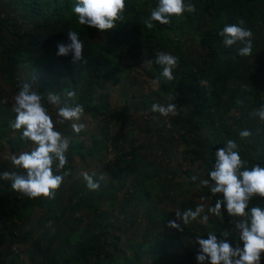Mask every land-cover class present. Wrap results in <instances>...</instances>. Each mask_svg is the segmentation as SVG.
<instances>
[{
    "label": "trees",
    "instance_id": "obj_1",
    "mask_svg": "<svg viewBox=\"0 0 264 264\" xmlns=\"http://www.w3.org/2000/svg\"><path fill=\"white\" fill-rule=\"evenodd\" d=\"M190 2L197 9L195 13L173 16L168 25L153 21V27L148 29L145 21L158 0H125L123 20L117 21L114 29L103 31L106 38L99 41L95 38L99 30L78 23V17L72 11L76 0H0V78L14 95L19 91L17 86L24 82L31 83L45 97L49 93L58 94L61 101L67 99L68 91H73L76 102L84 106V114L95 119L104 115V105L102 99L97 98V91L104 83L122 75V53L130 46L140 47L149 62L155 60L158 50L167 52L165 45H168L174 50L170 52L178 57V66L173 70L175 78L157 84L158 91L167 99L170 93L176 94L170 102L177 108L189 110L186 115L178 110L171 118L170 127L175 134L170 136L168 145L172 146L176 140L184 145L183 161L199 163L198 168L206 179L214 164L216 149L223 147L227 140L238 144L239 154L247 162V167L254 164L264 167V121L252 115L264 105V0ZM241 19L245 21L244 27L253 33V51L248 57L237 54L239 45L225 47L223 38L218 35L224 26ZM69 29L77 31L84 41L86 63H72L71 54L56 55L57 44L67 42ZM193 38H196L194 49ZM149 64L145 75L154 82L162 69L155 63ZM57 85L59 91L53 92ZM127 112L128 105L125 104L115 115L119 121L127 122L126 127L130 126ZM0 113L1 139L8 124L3 120L5 112ZM119 121L116 127L121 126ZM123 130L120 127V132ZM241 130H248L251 135L241 139ZM79 134L65 133L71 141L68 162L58 174L63 171L71 174L64 178L54 199L29 198L13 191L11 181L0 179L5 196L13 203L9 212L0 207V245L23 243L32 231L29 229L22 235L20 226L15 223L7 226V220L29 221L35 209L46 208L48 211L40 221L54 222L58 230L51 243L56 240L58 246L54 250L51 246L40 247L38 252L30 249L27 264H137L148 253L155 255L165 251V245L172 240L166 232L147 244L131 243L133 252L127 260L118 259L108 251V229H119L129 217L119 219L120 215L101 213L103 196L116 191L89 190L84 180L69 182L76 171L74 156L85 161L95 152L90 149L85 154L78 153L84 146V142L76 139ZM139 161L136 158L127 162L130 172L135 173L133 167ZM156 178H138L137 186L151 184ZM63 190L68 193L67 207L58 197ZM197 190L208 207L214 206L216 199L221 198L220 194L212 196L207 187ZM78 198L82 202L74 206L72 202ZM252 206H264V198L254 197L249 203V207ZM120 212L123 213L124 209ZM212 215L213 220L204 226L202 238H207L210 231L219 236L223 230H228V239L233 244L239 242V233L231 223L233 218L223 211L219 217ZM90 226L97 231L82 236V230ZM196 254L197 249H183L177 259L169 258V255L171 262L159 264H197ZM3 258H8V264H15L18 254L0 252V259Z\"/></svg>",
    "mask_w": 264,
    "mask_h": 264
},
{
    "label": "rangeland",
    "instance_id": "obj_2",
    "mask_svg": "<svg viewBox=\"0 0 264 264\" xmlns=\"http://www.w3.org/2000/svg\"><path fill=\"white\" fill-rule=\"evenodd\" d=\"M95 38L102 41L106 38V34L98 31ZM195 42L196 38H193V49ZM165 47H167V53L173 55L171 52L174 50L168 45ZM158 52L161 51L158 50ZM121 66L124 70L122 75L116 79L113 78L111 82L104 83L97 91L96 96L102 99L104 105V115L93 119L84 114L81 118V123L85 124V130L80 132L81 134L76 136V139L84 142V146L78 153L85 154L90 149L95 152L85 161L74 156L73 165L76 171L69 182L84 180L79 175L80 172H96V179L100 185L98 191H116L103 196L100 208L101 213L107 216L117 214L120 215L119 219L129 217L128 222L119 226V229H108V251H112L114 257L127 260L133 252L131 243L144 242L147 244L161 233L166 232L171 235L172 240L165 245V251L155 255L148 253L137 264L171 262L172 260L168 259L169 255V258L177 259L183 249H198L197 237H203L204 226L208 221L213 220L212 213L207 211L208 206L197 190L199 180L192 182L189 179L193 175H198L200 179H206V177L198 168L199 163H191L190 160L183 161L181 153L185 148L184 145L179 144L178 140L172 146L168 145L170 136L175 134L170 127L173 115L162 117L150 111L153 103H165L168 99L159 93L157 84L146 77L145 71L149 69L150 64L142 49L130 46L122 53ZM58 91L59 85L53 89V92ZM14 97L10 88L4 85L0 78V112H5L3 120L8 124L0 139V174L5 171L22 172V169L12 165L10 156L13 153L18 155L20 152L30 151L34 147L31 141L22 139V129L16 130L11 127V122L15 119V113L12 111ZM125 104L128 105L126 113L130 122L128 127L125 126L127 125L125 120L119 121V118L115 116ZM46 105L53 119L56 120L55 106L48 105L47 102ZM178 110L185 115L189 111L188 108H177ZM153 116L157 119L154 120ZM117 121L121 123L120 127L124 129L123 132H120V127H116ZM57 129L64 135L73 132L71 122L57 125ZM114 139L117 141L115 142ZM136 158L140 161L136 162L133 167L136 171L132 173L126 164ZM116 162L119 163L117 166ZM101 175L104 177L102 180L99 179ZM154 176L157 178L153 180V183L137 186L138 178ZM0 179L3 180L2 176ZM58 197L62 198V203L67 207L68 193H64L63 190V194H58ZM0 199V207H3L5 212H9L13 203L9 197L5 196L2 186H0ZM81 202L82 200L78 198L72 204L78 206ZM124 202L126 205H123L124 212L122 213L120 212L121 204ZM201 203L205 204V212L201 215H208L207 222H203L198 217L187 225L181 224L183 231L167 226L169 220L175 219V211L178 209L181 212L187 209L194 210ZM47 211L46 208L35 209L29 221L25 222L7 220V226H10V223L20 226L19 232L22 235L28 233L29 229L32 231L25 237L26 240L23 243L10 245L7 242L3 243L0 245V252L18 254L15 264H27L30 249L36 252L40 247L51 246L53 250L56 249L58 242L55 240L51 243V238L58 230L56 225L51 221H40ZM177 223L180 222L177 221ZM82 231V236H88L97 230L90 226ZM8 256L11 255L8 254ZM7 259H0V264H8ZM205 264L208 262L205 261ZM260 264H264V253H262Z\"/></svg>",
    "mask_w": 264,
    "mask_h": 264
},
{
    "label": "clouds",
    "instance_id": "obj_3",
    "mask_svg": "<svg viewBox=\"0 0 264 264\" xmlns=\"http://www.w3.org/2000/svg\"><path fill=\"white\" fill-rule=\"evenodd\" d=\"M125 0H76L72 11L78 17L80 25H87L99 31L111 30L116 27L117 21L123 20ZM196 7L190 0H158L151 8L150 16L145 21V27L151 29L153 21L161 25H168L173 16L180 17L184 13H195ZM245 21L226 25L218 33L223 38L225 47L239 45L237 54L241 57L252 55L253 33L244 27ZM84 41L80 39L77 31H67V42L57 44V56L71 54L72 63H86L84 59ZM149 63L159 65L162 71L154 80L172 81L175 77L173 70L178 66V57L167 52H157L155 60ZM19 91L14 97L12 111L15 119L11 127L22 129V139L32 142L34 147L30 151L13 153L10 160L13 166L22 169V172L5 171L0 176L4 180L11 181V188L29 198L45 197L54 199L56 191L60 188L64 178L70 175V171H63L68 162L67 153L70 147V138L57 129V125L71 122V129L75 133L85 130V124L81 123L84 115V106L75 100V92L68 91L67 99L61 101L58 94H44L36 90L31 83L24 82L17 86ZM176 98V94H169L165 103L156 102L151 105L150 111L159 116L168 117L177 115V105L170 101ZM55 106L56 117L54 120L46 106ZM71 101V102H69ZM239 103V101H238ZM147 114V113H145ZM252 115L264 121V105L254 110ZM153 119H157L153 116ZM251 135L248 130H241L239 137L247 138ZM238 151V144L234 140H227L223 147L215 151V161L211 170L207 173V179H200L193 175L189 179L192 182L199 180L198 188L207 187L212 196L220 194L214 206H209L207 211L216 216H221L222 211L231 218L234 229L239 233V242L233 244L229 239V231L223 230L218 236L214 232H208L207 238L197 237L199 245L196 254L197 264H260L264 253V206L249 207L254 197L264 198V167L254 164L246 166ZM80 176L86 182L89 190H98L100 185L96 179V172H80ZM101 175L99 179H103ZM202 200L205 198H201ZM208 199H211L209 197ZM205 212V204L201 203L195 209H187L181 212L175 211V219L169 220L167 226L177 231H183L181 224L187 225L198 217L203 222L208 221ZM179 221L180 223H177Z\"/></svg>",
    "mask_w": 264,
    "mask_h": 264
}]
</instances>
